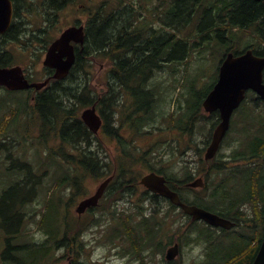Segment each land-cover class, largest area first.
Instances as JSON below:
<instances>
[{
	"label": "trees",
	"instance_id": "obj_1",
	"mask_svg": "<svg viewBox=\"0 0 264 264\" xmlns=\"http://www.w3.org/2000/svg\"><path fill=\"white\" fill-rule=\"evenodd\" d=\"M71 1L73 0H48L47 9L51 12L53 6ZM12 2L14 15H21L23 11L26 12L27 3L24 4V0H12ZM203 2L207 5L218 3L213 0H203ZM235 5L237 25H244L242 23L245 22H249L248 24L254 21L260 22L261 15H264V4L261 2L236 0ZM42 16L43 19L48 20V23H51L54 15ZM20 19L19 16L17 20ZM95 28H100L99 21ZM117 31L119 28L109 32L105 31L104 37L109 38L108 45H105L106 42L104 41L106 40L102 41L103 37L99 36L93 43H90V49L88 45L83 46L82 51L76 52V62L65 79L53 82L41 92H36L31 106H29L28 99L25 98L18 106L9 107L6 110L5 118L0 119L1 140L8 138L7 121L9 114L13 120L24 115L27 125L22 132H28V129H31L30 126L37 127L41 134L40 139L37 140L46 144V155L40 167L43 168L46 164L55 163L57 160L64 169L63 177L57 179L53 187L61 193L62 197L49 204L50 208L62 207L63 230H58L56 226L44 230L49 237L50 245L48 246L31 242L29 237V242L23 246H18L17 242L12 245V240L26 236L24 232H21L22 225L24 220L29 217L26 214V206L36 194V187H34V183L30 182L29 174L31 173L28 172L20 185L10 188V195L5 203L8 208L5 212L0 209V227L10 240V248L5 253L12 250L9 259L10 264H39L51 252L55 253L53 246H57L60 240H66L68 251L74 250L73 240L76 232L73 228L82 219L73 218L72 215L68 219V201L83 192L84 183L99 182L112 175L113 178L108 184L104 196L113 199L124 197L130 194L129 191L134 192L132 183H135V179H129L127 173L132 171L135 163L143 156H133L136 139L148 135L150 132L147 130L153 126L148 118L153 108L154 94L152 90L147 88L149 82L147 78L155 66L143 61V58L138 57L134 51L114 49L113 45L116 43L111 44V41L113 42L115 39L113 32ZM31 33L32 31L29 32V30L27 32L25 25L18 24L16 21L12 23L4 35L0 36V67H10L14 62L15 56L9 51L10 44L22 41L25 36L29 38ZM46 33L47 28L43 30L40 28L31 36H33V41L38 42L45 38ZM233 38L234 44L239 45L243 37L232 35L229 40H233ZM229 51L237 53L235 47L230 48ZM98 58L110 63L108 79L104 82V88L99 94L97 88L91 84L89 73L85 68V60L92 63ZM86 73L88 75L82 77ZM134 78L138 79L135 81ZM99 85H103V82ZM6 92L14 93L7 90ZM91 105H96L103 119L102 127L97 135H94L80 120L81 110ZM48 136L49 138L45 140ZM250 145L255 146L256 142L253 141ZM107 148L110 151L106 156L111 157L113 154V158L103 155ZM250 176L254 180H259L260 173L253 169ZM257 187L261 189V192L257 194L259 198L257 202H263L264 186L257 183L255 188ZM14 188L17 191L12 195ZM221 189H223V194H230L232 191L230 182L226 181ZM29 190L35 191L32 197L25 195ZM214 192H217V189ZM4 194L3 191L1 196ZM246 198H249V193H247ZM24 199L27 202L23 203ZM63 200L65 201L63 202ZM97 209H90L88 213H93ZM170 209L174 211L175 207L171 206ZM136 210L141 219L140 221L136 216L138 222L130 215L112 213V217L118 220L107 222L109 224L108 230L114 229L113 240H116L117 243H124L125 239L131 250L137 252L151 248L154 240H167L169 238L161 231L164 219L152 222L157 214L156 210L149 215L143 212L141 206L137 207ZM224 214L228 215L229 213ZM92 221L96 224L103 222L102 219H93ZM196 225V223H187L188 230L183 234L180 244L183 246L203 245L210 254L209 257L213 264H230L229 260L234 258L237 260L236 264H250L253 259V251L249 252L246 249L248 241L244 233L236 234L229 243L224 245L223 241L219 240L228 237L232 231H221L217 235L216 231L210 227L204 226V229L197 230ZM171 230H174V225H172ZM59 233L61 235L57 237L56 234ZM235 239L236 244L234 243ZM155 248L156 251L162 250L159 249L160 246ZM20 250L22 251L21 254L18 253ZM243 253L246 256L240 258L239 255Z\"/></svg>",
	"mask_w": 264,
	"mask_h": 264
},
{
	"label": "rangeland",
	"instance_id": "obj_2",
	"mask_svg": "<svg viewBox=\"0 0 264 264\" xmlns=\"http://www.w3.org/2000/svg\"><path fill=\"white\" fill-rule=\"evenodd\" d=\"M28 1V13L24 15L23 21L27 28V32L29 30V32L32 31L35 33V30L45 23L43 22L40 12L42 11L40 5L41 0ZM87 2L88 0H79L77 5L72 8L68 7L58 13V21H55L53 23L54 26H50L48 29L49 35L52 38L56 37L59 32L66 28L75 18H81L82 12L87 13L88 10L93 9ZM40 21H42L41 24ZM235 33L236 35H240L243 31L241 29H233L229 32V34L232 35ZM49 41L50 40H48V42ZM243 41H246L248 45L252 40L244 38ZM42 43L44 42L33 41L30 43L23 40L21 42L17 41L16 43H12L9 46V51L15 56L13 64L21 67L27 77L36 83L42 82L46 77V72L42 65L46 48ZM25 44L27 46L26 48H24ZM204 46L205 44L203 43L201 46H195L194 50L189 51L187 54V61L184 62L181 67H165L154 74V77L148 84L154 93L155 99L153 113L148 118L149 121L154 122V128H149V130H147L153 133V136L150 135L143 138H148L150 142H154V140L162 136L161 133L164 132L162 130H167L171 126L183 128L185 120L182 117V112H184L185 109L189 112V114L184 112V114L187 115L198 113V111L190 109V106L192 103L199 102L202 96L207 93L209 88L213 85L217 76L218 66L226 53L224 47L210 45L207 46L211 47V49H206V51L202 52V47ZM243 48V44L240 43L239 49ZM176 50H179V48ZM179 55L180 54L175 53L173 57L177 59ZM85 62V68L87 69V73H89V80L91 84L97 88L98 91H96L99 94L101 93V89L104 88L99 84L107 80L110 63L99 58L92 63H89L87 60H85ZM87 73L82 77H86L88 75ZM34 94L33 91L7 93L5 90L0 89V119L5 118L6 110L9 107L18 106L25 98L28 99L29 106H31ZM200 114L201 118L198 115L191 117V119H193L192 123H194L192 131L189 133L184 132L185 140L188 145L187 148L179 147L176 142L171 141L169 143H161L156 147L154 146L158 143L153 145L151 143V146H142L141 149H138L137 147H141V144L136 143L133 149V156L139 157L143 155V160L140 159L135 163L136 165L132 168L135 170L134 173L132 171V176L134 177L136 173L142 172L145 169H160L170 177L177 178L181 181L190 175L189 172L191 175L196 174L198 169L202 168L198 160L201 154H199L198 151L203 147L202 142L208 140L210 126L213 122V118L209 121L203 111ZM243 116L244 114L240 110L234 113V123H240V126L233 128L235 130L234 137L240 136L239 131L243 127ZM7 124L8 138H2L0 140L3 141L0 143V145L3 146H0L1 211L5 212L8 208V205L5 203L7 197L10 195V188L20 185L25 176L28 175V172L31 173L29 174L30 182L34 183V187H36V194L34 196L33 194L35 191L33 190H29L28 193H25L26 196H33L32 199L28 201L29 205L26 206V214L29 215V217L24 220L21 230L26 236H21L18 240H12V245L17 242L18 246H23L29 242V237L31 242L48 246L50 245L49 237L44 230H49L53 226H56L58 230H63L62 207L56 206L50 208L49 204L58 201V198L62 197L61 193L53 187L57 179L63 177L64 169L57 160H55V163L46 164L43 168L40 167L46 155V144L38 141L41 134L37 127L30 126L29 128L31 129H28V132H22L27 125L24 115H20L13 120L9 114ZM157 130L160 133L154 134ZM170 131L171 134L164 133L163 139L172 140L176 138V130L171 129ZM251 133L252 129L249 131V136ZM48 138L49 136L46 137L45 140ZM101 181H89L84 183L83 192L75 198H70L67 208V212L69 213L68 219L71 215L73 218H77L74 211L75 207L81 200L92 195ZM245 184L249 187L250 182H245L243 178L238 175H235L230 183L231 190L234 193V200L238 204L245 202L251 204L246 200L247 191L242 190ZM3 191L5 194L1 196ZM16 191L17 189L14 188L12 190V195H14ZM143 192L144 191L141 189H137L135 195L119 199L115 198V200L114 198L110 199L104 196L100 207L93 213H85L81 217L82 220L80 223H77L73 228L76 232V234H74L73 241L75 244L73 245V249L75 248V252H79L80 254L73 257L74 252H70L66 249V240H60L57 246H53L54 255L51 252L50 255L39 264H71L73 262L77 264H198L204 261L205 249L203 245L191 244L181 246L179 250L180 253L176 255L175 258L165 260V250L169 246H166L163 252L150 251L136 254L127 243L117 244V241L113 240L115 234L114 229L108 230L109 224H107L109 220L118 221L112 217L113 212L116 214L122 213L125 216L130 215L138 222L139 217L136 208L139 207L138 205L144 204L146 214H150L154 210L158 211L157 217H154L152 222H155L157 219H164L161 231L163 234H166L165 236H169L168 228L170 223L177 222L179 224L185 219L179 215V209L173 211L168 207L169 204H167L166 201L160 199H153L154 206H145V203H150V199H148V196L142 197ZM185 197L186 198H183L182 196V198H180L182 201L189 203L186 200L188 196L186 195ZM64 201L65 200H63V202ZM25 202L27 201L24 199L23 203ZM208 210L214 211L211 208H208ZM93 219H102L103 222L96 224L92 221ZM139 220L141 221L140 218ZM196 224L197 230L205 228L202 223ZM180 226L182 227L179 228L177 232L178 234H184L188 230V227L183 225H179L178 227ZM59 235L61 234H56L57 237H59ZM177 237L178 235L176 234L174 236L175 240ZM233 237L234 232L228 237L223 238V244L226 245L229 243ZM1 239L2 232L0 230V251L2 250ZM4 240L8 244L10 243L7 236L3 238V241ZM165 243V239H158L157 241H152V246H160L159 249H162ZM21 252L20 250L18 253L21 254ZM11 253L12 250L5 256L0 254L1 264H10L9 259ZM201 253H203V257H200ZM229 261L230 264L237 263L235 258Z\"/></svg>",
	"mask_w": 264,
	"mask_h": 264
},
{
	"label": "flooded vegetation",
	"instance_id": "obj_3",
	"mask_svg": "<svg viewBox=\"0 0 264 264\" xmlns=\"http://www.w3.org/2000/svg\"><path fill=\"white\" fill-rule=\"evenodd\" d=\"M78 1L73 0L53 6L51 8L52 14H49L50 11L47 9L48 0H41L42 11L40 12L41 15H54L55 22L58 21V13L68 7L72 8L77 5ZM213 1L218 3L207 5L203 0H88L87 3L93 9L88 10L87 13L82 12V17L75 18L66 28L71 26L83 28L82 43H76L74 40L70 42L75 57L76 52L82 51L83 46L88 45L90 49V43H93L99 36H102V41L106 40L104 41L106 42L105 45H108L109 38L104 37L105 31L109 32L119 28V31L113 32L115 39L113 42L111 41V44L116 43V45H113L114 48L129 52L134 51L138 57L143 58V61H147L157 68L181 67L187 61L188 52L194 50L195 46L199 47L204 43L205 46L202 47V51H205L207 48L206 42L211 44L215 42L226 49L225 40H228L229 32L235 30L236 26L244 28L242 30L246 37L252 40L246 49H251L258 57H264V15H261L260 22L256 23L254 21L250 24L245 22L246 24L242 23L244 25H237L235 20L236 0ZM28 2L24 0V4ZM25 9L27 11L28 7L25 6ZM26 14L27 12L24 11L21 15L13 14L8 30L12 23L16 21L18 24L24 25L23 17ZM19 16L21 19L17 20ZM98 21L100 22V28H95ZM43 22H45L44 25L42 24L37 29L41 28L43 30L48 27V21ZM41 23L42 21H40ZM50 26L54 25L51 24ZM66 28L62 29L59 34ZM58 35L53 41L58 38ZM28 42H33V36ZM177 48L179 50H176ZM175 53L180 54L177 59L173 57ZM45 72V79L52 77V70L46 69ZM262 77L264 84V69ZM28 80L30 81V79ZM238 110L244 114L243 127L239 131L240 136L234 137L235 130L233 128L240 126L239 122L234 123L233 120L234 113ZM204 115L214 119L212 124L216 122L217 125L219 123V112L212 114L204 112ZM171 129L176 130V138L172 140L163 139L162 142L169 143L172 141L176 142L179 147L187 148L184 134L186 129L171 126L167 130ZM251 129L252 133L249 136ZM228 133L230 135L227 144L225 141L222 145L220 144L221 147L219 145V152L213 160L205 161L202 158L207 146L200 149L201 157L198 160L202 168L198 169L196 174L190 176V180L202 181V187L195 190L199 204L207 209L227 211L228 215L220 216L232 219L235 222V227L244 229L248 233L250 243H248L246 249L249 252L253 251L254 256L260 240L264 236V197L263 202H257L259 201L257 194L261 192V189L260 187L255 188L257 183L264 186V100L255 92L247 91L243 102L233 111ZM253 141L256 142L255 146L250 145ZM209 142L208 140L207 145ZM221 167L230 169V172L224 173L221 171ZM253 169L260 173L259 180L251 178L250 174ZM235 175L242 177L245 182H250L249 187L245 184L242 190L249 193V198H246V200L251 204L246 202L238 204L234 200L232 191L230 194H223L221 187L226 181L231 183ZM165 181L166 185L172 190H179L183 187L177 182L171 183L166 178ZM134 189V193L126 197L135 195L137 189L145 192V188L138 182L134 183ZM216 189L217 192H214ZM147 195L150 194L147 193ZM102 199L99 201V206ZM231 202H234V204H231ZM85 213H88V210ZM82 215L77 217L81 219ZM258 229L262 232L261 237L258 235ZM9 248V244L4 240L3 253L7 254L5 252ZM75 251V248L70 251L74 252L73 257L80 254ZM244 255L246 256L245 253L240 254L239 257H244ZM208 256L209 254L205 252V258ZM200 257H203V253L200 254ZM71 264L77 263L73 262Z\"/></svg>",
	"mask_w": 264,
	"mask_h": 264
},
{
	"label": "water",
	"instance_id": "obj_4",
	"mask_svg": "<svg viewBox=\"0 0 264 264\" xmlns=\"http://www.w3.org/2000/svg\"><path fill=\"white\" fill-rule=\"evenodd\" d=\"M264 3V0H255ZM12 17L11 0H0V34H4L10 25ZM83 28L71 27L66 29L60 37L55 40L48 48L43 65L55 71L52 78L60 80L67 76L69 70L74 64V52L70 42L82 43ZM264 69V58L256 57L251 50H247L239 56L229 53L220 64L218 80L214 85L211 93L203 103L206 111L218 109L220 112L221 122L213 133L212 143L207 149L205 159L212 158L218 145L229 126L230 116L233 110L240 104L244 98L245 91L252 89L259 96L264 98V84L262 83V71ZM48 83V79L40 83L29 84L24 77L21 67H0V86L10 91H19L29 88L40 90ZM82 121L93 132L97 133L101 126V119L96 113L95 106L86 108L81 113ZM111 178L101 182L95 192L81 200L75 212L83 213L89 207H95L102 197L107 184ZM141 184L152 193L167 198L172 204L180 207L182 211L191 216L192 220H203L214 227L229 229L233 224L227 220L219 218L217 215L200 209L196 206H190L182 203L178 195L171 191L166 185L163 177L154 173L148 174L141 179ZM199 185L198 181L189 183L187 186L195 188ZM178 254V246L175 244L166 251V259L171 260ZM252 264H264V239Z\"/></svg>",
	"mask_w": 264,
	"mask_h": 264
},
{
	"label": "bare ground",
	"instance_id": "obj_5",
	"mask_svg": "<svg viewBox=\"0 0 264 264\" xmlns=\"http://www.w3.org/2000/svg\"><path fill=\"white\" fill-rule=\"evenodd\" d=\"M103 22V21H102ZM96 27V26H95Z\"/></svg>",
	"mask_w": 264,
	"mask_h": 264
}]
</instances>
